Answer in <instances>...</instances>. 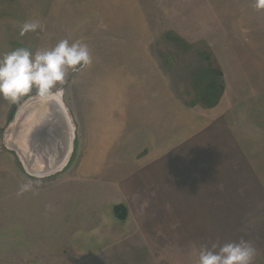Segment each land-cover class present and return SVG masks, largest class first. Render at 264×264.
Wrapping results in <instances>:
<instances>
[{"label": "rangeland", "instance_id": "obj_1", "mask_svg": "<svg viewBox=\"0 0 264 264\" xmlns=\"http://www.w3.org/2000/svg\"><path fill=\"white\" fill-rule=\"evenodd\" d=\"M189 1L202 4L171 6ZM214 1L0 0V54L50 49L66 39L86 44L92 56L90 65L69 69L63 85L60 107L73 127L74 151L58 171L37 174L20 156L17 138L18 115L48 112L49 100L35 89L15 104L0 97V264H198L194 245L241 239L256 249L253 264H264V10L255 0ZM31 21L40 27L21 35ZM126 59L156 65L176 100L193 112L190 100L212 101L200 99L207 87L230 91L237 115H228L223 143L231 141L233 152L203 184L220 204L222 193L229 194L228 215L184 225L161 209L148 213L138 200L99 183L97 172H85L82 115H120L124 92L131 95L126 78L136 72ZM192 76L199 85L191 91L200 98L184 94ZM117 205L125 218L116 215Z\"/></svg>", "mask_w": 264, "mask_h": 264}, {"label": "crops", "instance_id": "obj_2", "mask_svg": "<svg viewBox=\"0 0 264 264\" xmlns=\"http://www.w3.org/2000/svg\"><path fill=\"white\" fill-rule=\"evenodd\" d=\"M210 2L218 5L214 0ZM201 4L189 1L185 5L178 2L171 6L182 8ZM129 61L126 59L125 65L135 68L136 72L126 78L127 87H132L131 95L126 96L124 92L126 100L120 115H82L85 172H97L99 183L114 186L129 200H138L148 213L154 208L161 209L184 225L201 223L208 215H228L230 206L233 207L227 198L229 194L222 193L226 199H221L220 204L214 201L219 197L213 199L211 191L209 193V188L203 184L218 176L221 164L226 163L225 159L233 152L231 141L226 139L223 143L229 136V126L225 123L228 115H232V120L237 115L230 91L224 89L220 95L207 87L209 90L206 89L200 98L198 91H191L199 85L192 76L184 94L201 101L212 100L201 102V106L194 99L190 100L189 104L196 107L193 112L190 106H182L176 100L171 85L166 77L160 76L156 65L139 66L134 59L132 64ZM136 64L140 69L136 70ZM119 94L124 99L123 94ZM232 140L236 143L234 138Z\"/></svg>", "mask_w": 264, "mask_h": 264}, {"label": "clouds", "instance_id": "obj_3", "mask_svg": "<svg viewBox=\"0 0 264 264\" xmlns=\"http://www.w3.org/2000/svg\"><path fill=\"white\" fill-rule=\"evenodd\" d=\"M255 7L264 10V0H255ZM39 27L38 22H25L20 34L34 32ZM91 62L92 56L86 44L70 43L66 39L50 49L33 52L21 47L0 54V97L15 104L35 89L40 99H55L63 94L68 70L78 71ZM23 190H27V186ZM193 252L198 256V264H253L256 256L253 245L243 239L224 244L212 243L210 247L194 245Z\"/></svg>", "mask_w": 264, "mask_h": 264}, {"label": "water", "instance_id": "obj_4", "mask_svg": "<svg viewBox=\"0 0 264 264\" xmlns=\"http://www.w3.org/2000/svg\"><path fill=\"white\" fill-rule=\"evenodd\" d=\"M46 104L48 112L23 111L18 115L16 127L19 130L17 138L21 144L20 156L39 175L51 174L66 166L74 141L73 127L62 111L60 102L54 99L44 101V105ZM25 115H31L29 121H26ZM22 126L24 129L20 132ZM23 135L25 141L22 139ZM33 160L35 164L32 163Z\"/></svg>", "mask_w": 264, "mask_h": 264}, {"label": "trees", "instance_id": "obj_5", "mask_svg": "<svg viewBox=\"0 0 264 264\" xmlns=\"http://www.w3.org/2000/svg\"><path fill=\"white\" fill-rule=\"evenodd\" d=\"M115 213L120 219H123L126 217V210L124 209L122 205H117L115 207Z\"/></svg>", "mask_w": 264, "mask_h": 264}, {"label": "bare ground", "instance_id": "obj_6", "mask_svg": "<svg viewBox=\"0 0 264 264\" xmlns=\"http://www.w3.org/2000/svg\"><path fill=\"white\" fill-rule=\"evenodd\" d=\"M55 99H57L60 102V104H62V100H61L60 96L56 97Z\"/></svg>", "mask_w": 264, "mask_h": 264}]
</instances>
